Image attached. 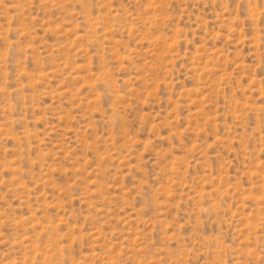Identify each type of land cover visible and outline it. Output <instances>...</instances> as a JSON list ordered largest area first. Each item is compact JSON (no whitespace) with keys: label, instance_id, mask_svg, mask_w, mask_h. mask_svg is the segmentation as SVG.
Masks as SVG:
<instances>
[{"label":"rangeland","instance_id":"obj_1","mask_svg":"<svg viewBox=\"0 0 264 264\" xmlns=\"http://www.w3.org/2000/svg\"><path fill=\"white\" fill-rule=\"evenodd\" d=\"M0 264H264V0H0Z\"/></svg>","mask_w":264,"mask_h":264}]
</instances>
